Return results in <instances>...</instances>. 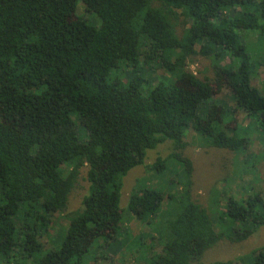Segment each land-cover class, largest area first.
<instances>
[{
    "label": "trees",
    "instance_id": "trees-1",
    "mask_svg": "<svg viewBox=\"0 0 264 264\" xmlns=\"http://www.w3.org/2000/svg\"><path fill=\"white\" fill-rule=\"evenodd\" d=\"M181 17L188 25L178 34ZM248 32L264 37V0H0V264H84L93 244L116 245L130 232L120 226L122 178L165 140L183 164V187H144L128 202L144 224L157 214L159 224L162 205L177 203L165 231L155 227L161 252L145 243L148 264H196L221 239L243 241L264 225V191L254 186L213 198L223 200L213 221L192 198L193 162L182 151L189 129L210 146L245 151L239 114L250 121L245 130L264 129ZM198 54L211 59L233 107L187 70ZM84 166L87 194L61 245L36 256L40 229L67 209ZM164 167L161 158L151 165ZM251 255L264 264V245Z\"/></svg>",
    "mask_w": 264,
    "mask_h": 264
},
{
    "label": "rangeland",
    "instance_id": "rangeland-1",
    "mask_svg": "<svg viewBox=\"0 0 264 264\" xmlns=\"http://www.w3.org/2000/svg\"><path fill=\"white\" fill-rule=\"evenodd\" d=\"M78 13H83V9L78 8ZM186 24L188 25V21L183 20L182 17L177 21L178 34L187 27ZM243 36L252 65V82L256 87L264 89V37L257 32H248ZM226 62L227 59L221 63ZM186 68L193 76L199 79H208L215 88L220 90L218 98L225 99V102L227 100V104L233 107V103L229 99L230 92L225 86L223 78L215 75L210 58L200 54L195 55L188 61ZM236 119L239 134L246 139L245 151L240 154L236 155L232 151L206 144L193 129L188 130L185 138L187 146L182 150L183 154L193 162L192 198L209 210L213 221L218 223L217 214L223 209V200L213 204V198L220 199L228 195L244 194L249 192L250 186L264 191V143L261 136H264V129L247 131L245 129H248L250 125L249 119L242 114L237 115ZM253 121L256 123L255 119ZM78 133L80 139H83V132L79 130ZM172 151L173 142L163 141L154 149L147 150L143 163L130 169L122 178L119 199L122 212L120 226H124L123 229L126 227L130 232L117 237L116 245L112 243L105 247L102 243L101 248H97L96 243L93 244L84 257V264H108L114 261L117 264H148L151 253L149 255L142 253L145 243L151 246L149 250L152 252H161L162 243L155 237L152 238L156 236L155 227L159 226L161 231H165V222L174 217L177 203L173 201L167 206L162 205L161 209L166 215V217L163 216V220H165H162V223L156 224L160 219V215L157 214L154 223L151 221L150 224H144L136 220L128 209V202L135 190L144 187L158 188L167 193H174L183 187V179L179 174L183 164L175 157H169ZM157 158L165 159L164 168L166 171L156 172L151 168ZM86 171L87 166L80 170L69 195L67 209L54 215L45 224L46 227L40 229L42 232L41 242L46 249L37 252L36 256L43 254L49 248L57 249L61 245L68 221L80 209L82 198L87 194ZM143 238L145 239L143 240ZM100 240L104 242V240ZM262 245H264V225L259 226L251 236L243 241L232 242L226 238L221 239L216 245L205 250L196 264H210L222 260H230L232 264H253L251 251Z\"/></svg>",
    "mask_w": 264,
    "mask_h": 264
}]
</instances>
